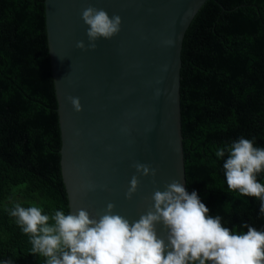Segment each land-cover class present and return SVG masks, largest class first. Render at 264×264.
Returning a JSON list of instances; mask_svg holds the SVG:
<instances>
[{"label": "trees", "instance_id": "obj_1", "mask_svg": "<svg viewBox=\"0 0 264 264\" xmlns=\"http://www.w3.org/2000/svg\"><path fill=\"white\" fill-rule=\"evenodd\" d=\"M186 188L238 233L264 231L259 199L229 191L217 149L264 148V0H207L182 43ZM44 0H0V264H44L9 215L16 204L69 213ZM264 183V172L258 175Z\"/></svg>", "mask_w": 264, "mask_h": 264}, {"label": "water", "instance_id": "obj_2", "mask_svg": "<svg viewBox=\"0 0 264 264\" xmlns=\"http://www.w3.org/2000/svg\"><path fill=\"white\" fill-rule=\"evenodd\" d=\"M206 1L44 0L69 212L86 209L98 219L113 203V213L132 222L151 207L155 190L163 191L173 180L186 188L181 51L185 33ZM89 6L122 21L119 33L99 38L94 50L87 49L88 26L81 18ZM78 41L84 50L76 47ZM69 96L79 97L80 112ZM135 163L149 165L156 175H140ZM133 175L139 186L126 199ZM156 232L167 234L162 224Z\"/></svg>", "mask_w": 264, "mask_h": 264}, {"label": "clouds", "instance_id": "obj_3", "mask_svg": "<svg viewBox=\"0 0 264 264\" xmlns=\"http://www.w3.org/2000/svg\"><path fill=\"white\" fill-rule=\"evenodd\" d=\"M81 18L88 26V50L96 48L99 38L117 35L122 23L119 15L110 17L104 9L91 6L82 11ZM76 47L84 50L86 46L78 41ZM67 99L74 111L82 110L79 97ZM226 153L222 167L228 190L259 199L264 213V183L257 178L264 172V148L241 137L217 149L215 155L219 159ZM133 167L142 176L156 175L149 165L135 163ZM138 186L139 179L133 175L125 198L131 199ZM150 199L151 207L132 222L114 214L113 203L107 204L98 219L86 209L68 214L55 210L48 215L39 206L20 204L9 215L29 236L31 253L43 257L44 264H264V231L247 224L243 233L225 227L222 217L209 215L197 192L189 194L178 180L166 184L163 191L155 190ZM157 224L163 225L166 236L157 235Z\"/></svg>", "mask_w": 264, "mask_h": 264}]
</instances>
